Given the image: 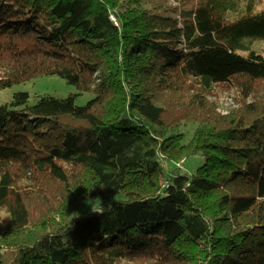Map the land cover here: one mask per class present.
I'll return each mask as SVG.
<instances>
[{"label":"trees","instance_id":"trees-1","mask_svg":"<svg viewBox=\"0 0 264 264\" xmlns=\"http://www.w3.org/2000/svg\"><path fill=\"white\" fill-rule=\"evenodd\" d=\"M259 6L0 0V264H264Z\"/></svg>","mask_w":264,"mask_h":264},{"label":"rangeland","instance_id":"rangeland-1","mask_svg":"<svg viewBox=\"0 0 264 264\" xmlns=\"http://www.w3.org/2000/svg\"><path fill=\"white\" fill-rule=\"evenodd\" d=\"M264 8V6H259V9ZM262 56H264V51H261ZM28 92L31 96V102H35V97L38 95H55L59 97H66L70 94L77 93L74 86L66 83L65 80L58 76H43L37 79L22 83L19 85H14L11 88L0 90V105L8 103L12 100V95L15 92ZM235 94L232 92H218L216 96V101L221 103L223 108L219 109L222 113L226 114L228 107L233 108L235 104ZM92 98L91 94H83L80 96L78 101L79 104L86 103ZM200 159V158H199ZM198 161V160H196Z\"/></svg>","mask_w":264,"mask_h":264},{"label":"clouds","instance_id":"clouds-1","mask_svg":"<svg viewBox=\"0 0 264 264\" xmlns=\"http://www.w3.org/2000/svg\"><path fill=\"white\" fill-rule=\"evenodd\" d=\"M91 209H92V212H93V213H96V214H101V215H103V214H102V212H101V211H99L97 208L93 207V208H91Z\"/></svg>","mask_w":264,"mask_h":264}]
</instances>
